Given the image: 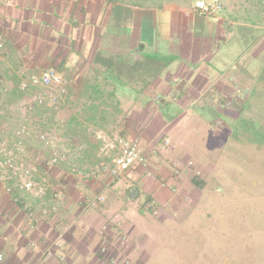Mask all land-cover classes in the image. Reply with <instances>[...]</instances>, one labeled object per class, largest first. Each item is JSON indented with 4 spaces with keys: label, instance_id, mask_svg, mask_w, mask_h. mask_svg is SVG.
I'll use <instances>...</instances> for the list:
<instances>
[{
    "label": "crops",
    "instance_id": "1",
    "mask_svg": "<svg viewBox=\"0 0 264 264\" xmlns=\"http://www.w3.org/2000/svg\"><path fill=\"white\" fill-rule=\"evenodd\" d=\"M194 2L0 0L5 87L13 86L15 74L45 68L66 72L68 80L62 118L43 154L63 159L39 155L27 161L31 191L19 184L21 170L19 176L0 172V264H90L94 219L110 214L124 195L128 201L141 195V203L168 210L174 179L168 156L176 158L168 154V142L188 146V106L207 96L215 102L212 87H226L229 75L221 68L230 58L214 51V44L220 31L229 34L224 27L235 17L233 2L226 0L213 16L199 12ZM153 103H168V113L155 116ZM117 133L137 139L146 161L121 177L97 173L96 179L94 167L104 160L113 167ZM94 139L100 141L96 149ZM162 139L165 145L158 147Z\"/></svg>",
    "mask_w": 264,
    "mask_h": 264
},
{
    "label": "rangeland",
    "instance_id": "2",
    "mask_svg": "<svg viewBox=\"0 0 264 264\" xmlns=\"http://www.w3.org/2000/svg\"><path fill=\"white\" fill-rule=\"evenodd\" d=\"M176 1L191 5L195 0ZM231 1L230 14L235 17L224 27L229 34L220 31L214 44V51L230 58L228 67L221 68L223 74L229 72L227 86L212 87L215 102H208L213 98L207 96L188 106L189 126L183 129L188 146L168 142V154L176 156H168L174 174L168 210L158 211L150 201L141 203V195L131 201L126 195L117 199L110 214L94 219L97 239L90 264H264V0ZM0 78L5 81L3 75ZM4 94L0 93V159L11 158L18 176L22 169L31 173L25 163L49 150L62 107L44 109L23 98L6 100ZM151 108L163 118L169 105L153 103ZM171 109L177 113L175 106ZM164 145L162 139L158 147ZM47 156L43 155L46 160L53 157ZM111 170L104 160L91 175L112 179L125 174Z\"/></svg>",
    "mask_w": 264,
    "mask_h": 264
},
{
    "label": "built area",
    "instance_id": "3",
    "mask_svg": "<svg viewBox=\"0 0 264 264\" xmlns=\"http://www.w3.org/2000/svg\"><path fill=\"white\" fill-rule=\"evenodd\" d=\"M226 0H195L194 7L205 15H215L223 10ZM2 40L0 37V50L2 48ZM19 89L25 92L23 99L37 106H44L51 109H57L62 104L67 95L68 80L60 72L53 68H45L38 73L22 76L19 73ZM22 127V131H23ZM19 133V132H18ZM40 138L45 140V135L41 134ZM113 147L116 153L112 160V173L118 174L135 167L137 164L144 163L146 156L142 153V148L135 138L115 135L113 137ZM4 146L0 143V154L3 153ZM63 156H53L52 161ZM7 168L11 171L18 169L17 165L11 158L5 157L0 159V170ZM73 171L80 172L77 167L72 168ZM21 187L27 191L34 189V182L29 178L30 170L22 169ZM2 255L0 254V263Z\"/></svg>",
    "mask_w": 264,
    "mask_h": 264
},
{
    "label": "trees",
    "instance_id": "4",
    "mask_svg": "<svg viewBox=\"0 0 264 264\" xmlns=\"http://www.w3.org/2000/svg\"><path fill=\"white\" fill-rule=\"evenodd\" d=\"M98 58H99V55H98ZM19 80L20 78L15 74L13 75L12 77V84L13 86H11L10 88H7L5 87V84H3V82L1 81V78H0V93H3L5 92L4 96H6L5 98H7L6 100H9V101H18L20 99L23 98L25 92L22 91L21 89H19ZM94 142H91L93 144V148H97L99 145H100V141L99 140H93ZM91 156V155H89ZM96 157V156H94ZM130 190L127 192L129 193Z\"/></svg>",
    "mask_w": 264,
    "mask_h": 264
},
{
    "label": "water",
    "instance_id": "5",
    "mask_svg": "<svg viewBox=\"0 0 264 264\" xmlns=\"http://www.w3.org/2000/svg\"><path fill=\"white\" fill-rule=\"evenodd\" d=\"M136 193H137V191L134 189V190L130 193L129 197L132 198V197H133V194H136Z\"/></svg>",
    "mask_w": 264,
    "mask_h": 264
}]
</instances>
